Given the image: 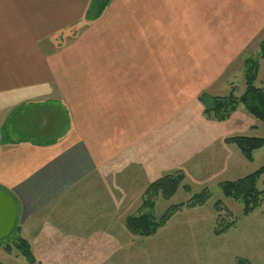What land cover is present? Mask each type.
I'll return each mask as SVG.
<instances>
[{"label": "crops", "instance_id": "crops-1", "mask_svg": "<svg viewBox=\"0 0 264 264\" xmlns=\"http://www.w3.org/2000/svg\"><path fill=\"white\" fill-rule=\"evenodd\" d=\"M89 2L0 0V189L16 202L13 228L19 215L66 240L77 190L113 187L127 204L187 168L219 127L199 95L224 89L264 31V0H110L86 21Z\"/></svg>", "mask_w": 264, "mask_h": 264}, {"label": "rangeland", "instance_id": "rangeland-1", "mask_svg": "<svg viewBox=\"0 0 264 264\" xmlns=\"http://www.w3.org/2000/svg\"><path fill=\"white\" fill-rule=\"evenodd\" d=\"M263 45L264 31L240 52L231 70L224 73L222 77L224 89L215 95L207 92L203 94L225 96L233 92L236 97L241 96L246 88L245 64L248 60L257 62L253 84L264 88V56L260 57ZM230 73L233 76L230 75L229 78ZM201 105L203 115L204 106L202 103ZM206 120L218 123L219 127L216 131L209 129L206 131L210 139L203 134L201 137L204 140L202 141L203 146L193 150L192 159L185 162L186 171L177 168L167 172L181 170L185 176L184 183L190 187V191L186 192L180 186L169 200L158 198L155 202L154 214L159 217L170 205L185 202L194 193L206 187L211 196L203 206L182 208L154 234L143 236L129 231L125 226V220L128 215L137 213L141 205V197L148 185L140 196L135 195V201L132 199V202L125 204L120 200L124 195L115 191L113 193L112 186L110 188L96 184L92 188L77 190L72 198H69L70 200L66 198L67 201L73 203L70 210L66 212L72 215L71 220L74 225L70 226L69 219L65 218V226L62 228L72 230V235L69 237L73 240H66L67 238L63 237L67 235L64 234L61 237L60 234L58 236L51 231L49 233V230L46 231L47 226L42 230L40 225L36 227L29 225L28 222L27 225H21L19 223L22 217L19 218L18 215L11 235L0 240V263L236 264L237 258H244L252 264H264V199L252 213L243 216L242 203L225 197L219 186L222 181L241 178L264 164V146L255 150L252 160L248 161L235 144L225 142L226 138L239 135L264 137V122L252 116L242 103L238 104L224 120L207 118ZM5 127L8 129L10 124ZM220 134L222 137L219 140ZM43 135L41 136L49 138V135ZM206 139L208 143L205 142ZM206 171L207 175L202 176ZM257 187L263 189L262 177L258 179ZM139 198L140 204L138 205ZM77 200H93L103 209L88 210L87 213L83 210L85 217L81 216V211L73 209ZM218 200L221 201L223 207L219 211L214 207ZM49 212L48 219L55 223L57 212L54 209ZM232 220L235 221L234 227L222 234L215 233L216 228ZM25 227L26 235L23 234ZM33 227H36L35 230ZM35 234L34 241L28 239ZM17 237L29 243L33 262H29L20 250L14 247L13 241ZM7 245L11 246L10 252L4 249Z\"/></svg>", "mask_w": 264, "mask_h": 264}, {"label": "trees", "instance_id": "trees-1", "mask_svg": "<svg viewBox=\"0 0 264 264\" xmlns=\"http://www.w3.org/2000/svg\"><path fill=\"white\" fill-rule=\"evenodd\" d=\"M109 1L110 0H90L84 19L86 21H91L98 18ZM263 56L264 45L260 54V57ZM245 65L246 88L241 96L236 97L233 92L225 96H208L205 93L199 95L198 99L204 106L203 115L207 119L224 120L229 117L238 104L242 103L252 116L264 122V88L257 87L253 84L257 62L256 60H248ZM225 142L235 144L242 156L246 160L251 161L253 152L264 146V137L239 135L228 137L225 139ZM261 177L263 189H258L257 182ZM184 179V173L181 170H175L150 182L143 193L141 205L137 213L127 216L125 220L126 228L133 233L150 236L154 234L158 228L163 226L174 213L180 211L182 208L203 206L211 196L209 189L206 187L194 193L187 201L170 205L159 217L155 216L154 206L158 198L169 200L180 186H182L186 192L190 191V187L184 183ZM219 186L225 197L242 203V215L247 216L252 213L264 199V164L241 178L222 181L219 183ZM221 204L220 200L216 201L214 204L215 209L218 211L222 209L223 207ZM234 225V220L223 223L220 228L215 229V233L222 234L229 228L234 227ZM13 243L14 247L20 250L21 254L24 255L29 262H33L30 245L26 240L17 237ZM4 249L10 252L11 246L7 245ZM236 264L252 263L247 259L237 258Z\"/></svg>", "mask_w": 264, "mask_h": 264}, {"label": "water", "instance_id": "water-1", "mask_svg": "<svg viewBox=\"0 0 264 264\" xmlns=\"http://www.w3.org/2000/svg\"><path fill=\"white\" fill-rule=\"evenodd\" d=\"M16 202L11 195L0 189V240L7 237L15 224Z\"/></svg>", "mask_w": 264, "mask_h": 264}]
</instances>
